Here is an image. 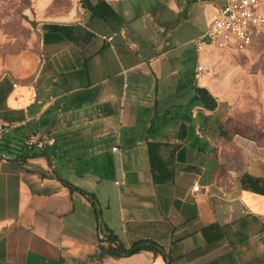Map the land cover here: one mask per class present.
Wrapping results in <instances>:
<instances>
[{"label":"crops","instance_id":"1","mask_svg":"<svg viewBox=\"0 0 264 264\" xmlns=\"http://www.w3.org/2000/svg\"><path fill=\"white\" fill-rule=\"evenodd\" d=\"M64 3L36 0V51L0 56V264H264V194L242 182L264 181V116L234 112L142 0ZM138 242L159 252L104 254Z\"/></svg>","mask_w":264,"mask_h":264},{"label":"rangeland","instance_id":"2","mask_svg":"<svg viewBox=\"0 0 264 264\" xmlns=\"http://www.w3.org/2000/svg\"><path fill=\"white\" fill-rule=\"evenodd\" d=\"M177 1L184 6L180 13L170 8V0H142V3L153 18L158 15L156 24L162 22L161 27L171 34L169 41L173 53L183 54V60L194 69L199 55L185 53L194 51V40L206 31L209 20L218 14L224 1ZM58 2H65L64 8L70 7L68 0ZM38 16L36 0H0L1 57L36 51ZM202 60L206 63L205 76L212 87L227 93L232 110L261 123L264 116V36L254 47L242 52L209 47Z\"/></svg>","mask_w":264,"mask_h":264},{"label":"built area","instance_id":"3","mask_svg":"<svg viewBox=\"0 0 264 264\" xmlns=\"http://www.w3.org/2000/svg\"><path fill=\"white\" fill-rule=\"evenodd\" d=\"M223 1V6L211 19L206 31L194 41L199 52H204L209 47L242 52L254 47L264 36V0ZM103 38L112 41L114 36ZM198 70L204 72L206 68L200 64ZM1 131L3 128L0 126ZM45 143L44 140L33 137L28 140L30 146L43 147ZM49 143H54V139H49ZM198 188V185L194 186L195 190Z\"/></svg>","mask_w":264,"mask_h":264},{"label":"trees","instance_id":"4","mask_svg":"<svg viewBox=\"0 0 264 264\" xmlns=\"http://www.w3.org/2000/svg\"><path fill=\"white\" fill-rule=\"evenodd\" d=\"M88 1L89 0H82L84 8H89ZM44 27H50V28L57 29V30L63 29L62 26H56V25H49V26H44ZM195 90H196V93L200 94L201 102L204 104V106L207 109L214 110L217 107V102H216L214 96H212V94L209 92L208 89L196 87ZM203 96L205 97V99L203 98ZM2 140H3V138H2ZM4 142H5V140H4ZM150 144H160V143L150 142ZM150 151H151L152 162L155 165V159H157L159 157L158 150L154 146H152L150 148ZM242 182L244 185L250 186L254 191L261 193V194H264V181L263 180L256 179V178H253L249 175H246L243 177ZM72 188H74V187L72 186ZM215 228H220V227L218 225H215V224L207 226L204 228V233L207 236H209L208 235L209 232ZM146 248L152 249L155 252H159L158 247L155 246V244H153L152 242H138L130 248H126L124 246H119V247L110 246L106 251H104V254H109V255L116 256V257L128 256V255L140 252ZM168 264H169V262H168Z\"/></svg>","mask_w":264,"mask_h":264},{"label":"water","instance_id":"5","mask_svg":"<svg viewBox=\"0 0 264 264\" xmlns=\"http://www.w3.org/2000/svg\"><path fill=\"white\" fill-rule=\"evenodd\" d=\"M185 133H186V131H185V129L183 130V136H185Z\"/></svg>","mask_w":264,"mask_h":264}]
</instances>
